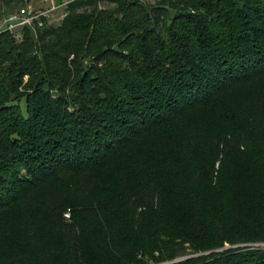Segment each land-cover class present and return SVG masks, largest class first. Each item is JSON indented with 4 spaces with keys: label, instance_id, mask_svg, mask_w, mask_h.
<instances>
[{
    "label": "trees",
    "instance_id": "1",
    "mask_svg": "<svg viewBox=\"0 0 264 264\" xmlns=\"http://www.w3.org/2000/svg\"><path fill=\"white\" fill-rule=\"evenodd\" d=\"M66 11L21 41L0 32V264H264V248L224 250L264 242V0H75ZM128 37L140 59L120 68L113 57ZM185 117L193 125L166 142L192 153L176 213L163 199L173 185L128 198L122 169L106 163L120 153L107 130L140 140ZM234 153L245 158V211L230 216L222 196L219 232L198 191Z\"/></svg>",
    "mask_w": 264,
    "mask_h": 264
},
{
    "label": "rangeland",
    "instance_id": "2",
    "mask_svg": "<svg viewBox=\"0 0 264 264\" xmlns=\"http://www.w3.org/2000/svg\"><path fill=\"white\" fill-rule=\"evenodd\" d=\"M144 4L153 5L158 2V0H140ZM29 4L32 7H41V3L39 0H29ZM21 5L20 2L18 3H11L10 5L6 4V0H0V32L4 30L3 23L6 18V15H4L6 12H14L18 9V7ZM104 8L111 9V6L105 5ZM62 13V10H60L59 14ZM57 15V18L59 16ZM171 16L173 13L170 14ZM60 17V16H59ZM56 18V19H57ZM61 23L55 22L53 23L54 26H58ZM154 30H156L155 27H153ZM18 40V39H17ZM18 41H21L18 40ZM123 47L119 49L117 52V55L114 56V62L116 63V66H119L120 68L123 67H129L125 63L126 59L129 57H133L135 61H139L140 57L139 54L135 53V45L137 44L136 40L132 37H128L123 41ZM90 70V63L88 61L84 62V67L82 69ZM29 81V77L26 76L23 78V85L20 89L23 93L30 92L27 89H24V86ZM21 105L23 109L26 105V100H21ZM126 110V109H125ZM127 111V110H126ZM129 119H123L124 125H132L136 124L135 122L136 116L135 115H127ZM188 117V116H187ZM187 117L184 118V120H177L176 125H170L167 128H170L169 132H162V131H154L150 133V135H144L142 139H135L136 136L131 134V131L127 133L130 138L128 141H124V139H121L122 145L124 148H121V142H119V133L120 131L123 132L122 127H119L118 124L115 125L116 131H113L111 129H108L106 132L105 140L110 141V144L118 148L119 150L118 154L110 157L111 159H108L106 161L107 164L115 165L119 169H122L121 173H124V175L121 174L122 180L125 182V188L123 193L126 194L128 198L139 199L140 192L143 190L144 184H155L156 187L160 188L159 186H166V185H173L172 188L167 189L164 192V202H165V208L166 211L169 214H175L176 212H173L172 210H169L168 208L171 206L178 207L179 203L182 202V196H184V193L179 190V185L186 181V174H185V164H187V161L190 160V156L192 153H189L185 150H179L173 149V146L170 149L166 148V142L168 138H175L180 139V129L183 127H189L193 125L192 122H190V119H187ZM129 120V121H128ZM129 124H126L128 123ZM221 125V124H220ZM223 125V124H222ZM215 132L218 133L221 131V127L218 125V127H215ZM124 129V127H123ZM125 132V131H124ZM166 133V134H165ZM213 138H211V143H214V135H212ZM119 141H118V140ZM133 139V140H132ZM118 141V142H117ZM111 147V146H110ZM140 148V149H139ZM135 153V156L132 157V154ZM194 154V153H193ZM197 154V160L198 164H212V157H211V151L205 152V151H197L195 152V155ZM218 160H222V156L218 158ZM245 158L242 157L238 153L232 154L229 161L226 163V168L224 170L221 169L220 164H216L215 172L212 173V175H209L206 180L203 181V183L200 185L199 191H198V198L199 201L210 205L213 210V221H215L214 226L217 231L222 232L223 227V218H224V212H225V206L222 205L221 199L222 196L227 201V206L229 208L228 212L230 216H234L236 214V211H240L241 214L245 211V198H244V187L246 185L247 176L245 175L244 171V162ZM97 161V160H96ZM134 164H147L146 169L139 170L137 167H135ZM112 168H114L112 166ZM30 173L28 171L23 170L21 173V176L19 178H31ZM177 178H176V176ZM254 177L258 176V170L254 172ZM240 176V178H239ZM109 177L107 176V172L105 175V178ZM172 180V182H170ZM195 181V180H194ZM24 182V181H23ZM176 184V185H175ZM184 190V189H183ZM38 195H41L40 193ZM36 196V200H40V196ZM106 195L98 194V198L105 197ZM108 196V195H107ZM110 196H108L109 198ZM178 197V198H176ZM108 201H112V199H107ZM224 200V199H222ZM171 205V206H170ZM119 205H115L116 209H118ZM190 207V205H188ZM173 212V213H172ZM73 215V210L68 209V211L65 214V219L70 222L71 216ZM224 232V229H223ZM249 248V249H255V248H264V242H253V243H247V244H239L235 246L226 245L224 250L231 249L233 251H243V249ZM223 252V249H218L214 251V254ZM211 253V252H210ZM210 253H205L203 255H210ZM198 255H188L186 257L178 259L176 262H182L188 259H195ZM215 257L212 259L214 260ZM169 264V263H166Z\"/></svg>",
    "mask_w": 264,
    "mask_h": 264
},
{
    "label": "built area",
    "instance_id": "3",
    "mask_svg": "<svg viewBox=\"0 0 264 264\" xmlns=\"http://www.w3.org/2000/svg\"><path fill=\"white\" fill-rule=\"evenodd\" d=\"M41 7H32L29 0H24V5L6 16L3 27L4 31L15 34L16 39L23 38V30L26 27L42 28L46 24L53 25L55 22L63 21L67 15V7L75 0H39ZM60 10L62 13L59 14ZM59 14L58 18L57 15ZM57 18V19H56Z\"/></svg>",
    "mask_w": 264,
    "mask_h": 264
},
{
    "label": "water",
    "instance_id": "4",
    "mask_svg": "<svg viewBox=\"0 0 264 264\" xmlns=\"http://www.w3.org/2000/svg\"><path fill=\"white\" fill-rule=\"evenodd\" d=\"M155 31V30H154Z\"/></svg>",
    "mask_w": 264,
    "mask_h": 264
}]
</instances>
